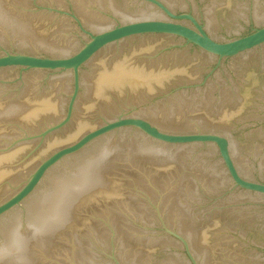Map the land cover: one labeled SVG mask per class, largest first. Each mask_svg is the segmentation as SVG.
<instances>
[{"label": "water", "instance_id": "water-1", "mask_svg": "<svg viewBox=\"0 0 264 264\" xmlns=\"http://www.w3.org/2000/svg\"><path fill=\"white\" fill-rule=\"evenodd\" d=\"M0 264H264V0H0Z\"/></svg>", "mask_w": 264, "mask_h": 264}]
</instances>
